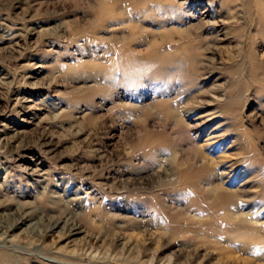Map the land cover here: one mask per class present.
I'll return each instance as SVG.
<instances>
[{
    "label": "rangeland",
    "instance_id": "374dc122",
    "mask_svg": "<svg viewBox=\"0 0 264 264\" xmlns=\"http://www.w3.org/2000/svg\"><path fill=\"white\" fill-rule=\"evenodd\" d=\"M0 264H264V0H0Z\"/></svg>",
    "mask_w": 264,
    "mask_h": 264
},
{
    "label": "bare ground",
    "instance_id": "6f19581e",
    "mask_svg": "<svg viewBox=\"0 0 264 264\" xmlns=\"http://www.w3.org/2000/svg\"><path fill=\"white\" fill-rule=\"evenodd\" d=\"M215 188V187H214ZM220 191V190H219Z\"/></svg>",
    "mask_w": 264,
    "mask_h": 264
}]
</instances>
